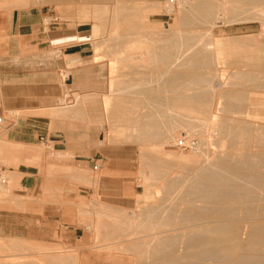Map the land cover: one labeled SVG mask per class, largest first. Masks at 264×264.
Listing matches in <instances>:
<instances>
[{"label": "rangeland", "instance_id": "rangeland-1", "mask_svg": "<svg viewBox=\"0 0 264 264\" xmlns=\"http://www.w3.org/2000/svg\"><path fill=\"white\" fill-rule=\"evenodd\" d=\"M0 1V11L13 8L20 9L30 7H35L36 9L41 10L45 14L44 18H48V21L47 23H44V26L48 27L50 26V24L51 26H58L62 22L64 30H68L70 32L78 31L79 34L83 36V40L85 41L87 50L86 56L80 63H64V71L61 72L60 75H58L57 78L53 81V90L56 91L58 95L52 98V103L49 104V106L57 108L64 106V110H66V112L59 113L56 109L46 108L35 109L26 112L9 110L4 114L1 113L0 117L2 118V121L0 122V137H2L4 140V126L7 125V121L15 122L19 118L25 117L42 120H45V118H47L48 122L46 124L48 126V129L56 132L58 131V135L62 130H64V136L66 133H69V136L72 135L71 133H79V135L75 134L73 137L79 140H87L91 138H95V140L99 139V142H101L103 146H108V158H99V160L94 162L93 164L94 166L98 163L101 165V167L98 168L99 170L97 171V173L94 172V174L98 176V172L102 170L103 166L108 163L111 176L110 184L102 188L100 194L92 196L90 197V199L79 201L76 222L73 223V225L77 227L76 238H73L69 242H45L0 236V264H35L36 262V264H170V262H172L173 264V261L175 262L174 264H179L181 260L182 261L180 264H224L226 263V260H224L225 262L222 261L223 258L210 256L212 259H210V257H208L207 259L206 257L207 260L204 259V261L201 259V261H199L200 259H197V257L193 255V249L188 247L187 243L189 238L192 236V233H190L192 226L190 225V222H187V220L185 219L186 213L190 210V205L188 203L190 200H193L194 205L199 207L203 203L200 200L195 201L197 200V198L201 199L204 194L207 195L213 190V192L217 193L218 189L222 190L224 196L228 194L229 196H240L242 198H245L247 196L249 197V199L245 200L244 202L229 201L228 203H221L222 205L217 202H211L208 203L207 206H209V208L213 212H218V210L221 209L222 212L228 213L225 214V220H228L229 222L224 221V224L231 225L233 224L234 220L236 221H234L235 224L234 226H232L235 231L234 237L238 241L243 242L245 245H248L251 244L250 242H259L258 240L260 239L258 245H260V248H264V231H262L261 236L254 235L253 233V231L256 228H259V226L264 230V72L258 68V65L256 66V64L264 62V2L262 3V5H258L261 7H258L254 5L252 6L251 4L246 2L233 3L232 0H226V2L224 3L221 0H212V7L207 11L203 10L201 12L202 16L199 15L197 17V15H195L196 11L192 8V3H194L196 0H185V2L184 0H181L182 2H184V5L180 3V0ZM201 1L210 2V0ZM214 3H217V8H215L216 5ZM117 6L125 7L127 8V10H125L127 13L133 14L132 20L137 24L134 30H126V28L121 24V21L119 22L120 17H118L119 20L117 22ZM148 7H152L151 12H157L160 18L151 20L148 16L143 15V12H146V9ZM224 8L226 9L224 10ZM205 12H210V14L213 13L212 15H214L216 19L214 18L213 20H209L205 17ZM186 15L187 17H191L187 19V17H185ZM182 17L184 18L182 19ZM196 18H198L199 20H197ZM184 19L185 21L187 20L190 22V26H188L189 28H187ZM184 24L185 26L183 27ZM208 24H214L213 30L215 32V35L223 36V39L225 41H230L234 38L245 40V42L241 43V45L229 46V51L252 49L256 52L257 55L253 57V59L248 58L247 55H244V57L242 56L243 61L240 60V62L238 61V63L233 62L232 56H226V58L222 57L221 60L219 59L218 61H216L209 55V51V54L205 52V50H207L205 47H203L204 52L200 50L203 49V40H207L208 35H203V33H205L204 31L207 28ZM190 28H192L190 31L191 33L187 31V29ZM136 29H138V32H135ZM197 35L201 36V40L198 43H195L194 41H196V39H194V37L196 38ZM178 36H180L179 38L182 42L181 44L184 46L179 48H171L169 52V55L171 56H169L167 60L169 62V66H166V68L170 71L165 75L161 74L159 71H157V68L161 69L158 66L159 64L161 65L162 60L160 61L159 57L157 58L156 56L154 57V59L156 60H151V58L149 59V55L151 52L159 53L160 49L156 47L157 45H159L157 41L163 39L166 41L179 40L177 38ZM136 37L138 39L144 37V40L141 39L143 41H138V39H135ZM146 37L150 42L153 43H149ZM184 37H189L192 40L190 42H184ZM116 38L118 39V41L120 39L123 40H120L118 42ZM109 39L110 42H108ZM153 44L156 46H152ZM186 45L193 46L188 49L187 47H185ZM186 49L188 50V52ZM54 51L58 53L59 49H55ZM145 53L148 55H146ZM122 56L125 57L122 58ZM114 57H116V60H114ZM117 57H120L121 59H117ZM202 58H206V60ZM222 59L225 60L222 61ZM187 60L190 61L188 62ZM204 63L206 64V66H204ZM134 64L140 65L136 66ZM252 65L254 66V68ZM172 66L176 69H174ZM153 67L155 69H153ZM195 68L198 70H196ZM132 69L134 71H140L134 73ZM150 69H153V71ZM180 69H182V71H180ZM191 69H194V71L192 72ZM184 71L185 73H183ZM235 71L238 72L236 73ZM149 72L150 74H148ZM173 72L182 75V77L180 78L181 80L179 79V85L186 82V84L178 87L179 90L174 89L178 91V95L181 93V91H184V94L186 93V95L191 96L206 95V98L208 100V111L211 109L214 102L217 101L218 105L216 106L218 107V110L216 109L217 117L215 119L217 122L215 121V124L217 125L219 123L220 125L224 126L226 132H228L232 127L233 128L231 129V131H233L234 128L237 129L242 126L239 125L240 123H242L243 125L247 123L246 126H249V124L251 123L249 126V132L251 131L250 135L254 136L253 139L244 141L237 135L234 136L233 132L230 133V135H225L227 138H225L224 134L222 135L217 133V131H212V134L210 132L211 135H209L208 131H211V129L209 128V126H207V123H203V118L205 116H198L197 114L191 112L187 113L180 107L176 106V108L175 106L173 107L172 105H170L169 101L171 100V97L172 99H174L177 93H174L176 92L174 90L172 93V90H169L172 88L167 85L165 86V84L161 82H165V80L162 79L163 75V77L167 78V76L173 75ZM230 73L232 74L230 75ZM138 74H140L142 77ZM254 77L255 80L252 79ZM197 78L200 81L197 80ZM125 79L128 81H126ZM201 79L205 80L201 81ZM206 79H209V81ZM188 80L191 81L192 84L187 83ZM250 80H253V82H250ZM120 81L122 82L120 83ZM181 81L182 83H180ZM125 83L128 85H125ZM119 84L121 87L119 86ZM213 84L217 87V89ZM194 85L197 88L194 87ZM205 85H207V87ZM125 86L129 88L126 89ZM150 86L152 87V89L150 88ZM158 86H160L159 90ZM137 87H142L140 92L141 95L139 91H137L140 88ZM166 87L168 90L167 92ZM198 87L202 89L206 87L207 89H203V91L199 90L200 88ZM188 88L191 90H189ZM130 89H132V91ZM135 89H137L136 91L137 93H139L138 97L137 93L134 92ZM146 89H151L150 91L152 92H146ZM207 91L208 94H206ZM142 92L145 96L142 95ZM101 94H106L105 96L109 98V107L111 109L108 108L106 110L104 108V111L101 103L102 98H100L102 97ZM173 94H176L175 97L173 96ZM166 95L170 97H167ZM237 95L240 96L238 97ZM118 96L120 97V99L124 98L123 101H126V103H128V99L129 101L134 99L140 101L144 97V99H147L146 97H152L151 99L153 100L156 96L155 101L157 103L149 102L150 106H148L149 103H143L144 100L142 99L143 104L137 107L139 109H136L135 113V115L138 114L137 116H139V119L140 117L142 118L140 119V122L142 124L149 125L148 132L151 134V136H149L148 138L143 137L142 139L138 138L140 137V135H138L140 132L139 130L138 132L136 130L133 131V133L131 132L133 129L130 126L131 122H128V124L125 123L126 121H123L122 123V120L118 121L113 117L111 110L115 105H113V103H115L114 101L119 98ZM125 97H127L128 99ZM159 97L161 98V100L159 99ZM164 97L165 99H163ZM148 99L147 101H151ZM162 99L164 101V104ZM166 99L168 102L166 101ZM154 104H156V106ZM145 105L148 107H146ZM151 106L153 107V109ZM229 107L231 108V110L229 109ZM159 108L163 110L161 111V109ZM158 110L160 112H158ZM258 110L262 112L259 113ZM149 112L150 114L151 112L154 113L151 114L152 116L158 115V117L154 116L155 118L152 119L150 114H148ZM172 112L174 115L172 114ZM169 113L170 118L167 119V114L169 115ZM248 113H250V115ZM163 114L164 116H162ZM149 116L152 121L148 119ZM165 116L166 118H164ZM258 117L259 119H257ZM195 118L197 121L195 120ZM225 118H227V121ZM230 118L232 121L230 120ZM198 119L202 121H199ZM234 119L236 121L239 120L240 122L237 121L238 123H236ZM184 120L186 121L184 122ZM114 121L115 123L120 122L122 124H115L113 123ZM147 121L150 123H148ZM164 121L167 123H165ZM221 121H223V123ZM161 123H163L164 125ZM188 124H190V126ZM183 125H185L186 127H183ZM150 126L152 127V130ZM167 128L169 131H167ZM120 129L122 131L117 132V130ZM153 131H159L158 135ZM163 132H165V134ZM130 133L133 134V136H131L132 138H130V135H132ZM58 135L56 137H58ZM134 135L136 137H134ZM152 135L154 136V139H150ZM167 136H170L168 137L170 138V140H168ZM221 138L224 140H222ZM174 140H177L178 143ZM186 140H191L190 143L201 142V146L199 147L200 151L203 153V157H199L196 161L185 159L183 156L190 155L192 153L191 146L189 145V143L186 144ZM218 140L219 143H217ZM180 142H183V144H180ZM161 143L163 144L161 145ZM211 152H214L213 155ZM204 154L206 157L204 156ZM202 160L205 161L208 165H206ZM250 160L251 162H249ZM217 161L223 162L228 167H230L231 164V167L244 166L240 168L244 169L246 167V171L243 170L246 173H244V176H242L241 178L239 176L232 178L230 176L227 177L225 176L227 175L226 173H220L216 165ZM240 161H243L245 163H242L241 165ZM195 164L198 165L199 168H197V166L195 167ZM247 165L250 166L248 167ZM210 166L212 168V171L208 170ZM204 167H206V169ZM194 168H196L195 170H199L195 171ZM200 168L205 169H203L202 171L203 174H201L202 172ZM149 169L152 172H150ZM181 170L183 172H181ZM192 171L197 173L192 175ZM204 171L207 172L208 175L205 174ZM210 172H214V180H218L221 182L218 183V186L207 184L211 183L210 180L206 178L210 176ZM90 173L93 174L92 172ZM5 174L6 176L8 175L6 170ZM190 175L192 177L195 176V179H191L192 177H190ZM246 175H248L249 178ZM180 176H182L183 180L184 178L188 179H185L187 182H189L188 186V183L186 181H183ZM6 178V183L3 184L5 185V189L0 190V199L7 197L10 193L11 182L8 176ZM242 178L246 179L244 180ZM224 179L227 180L224 182ZM184 182L186 184H184ZM229 183H231V188L228 187ZM239 188L241 189V194H239ZM204 189H206V191ZM210 189H212L211 192ZM189 194L191 195L189 196ZM147 196H151L152 198H147ZM226 205L230 206H228L227 208ZM221 206L224 207L221 208ZM165 212L167 214H165ZM146 214L147 216H145ZM167 218L169 221L167 220ZM213 219H218V217H211L210 222L207 223L208 226H213V224L217 223V221ZM155 223L157 224V226H155ZM162 223H164L165 225H163ZM160 244L161 246H166L161 247L162 249L159 250ZM173 245H175V247H173ZM22 246L24 247L22 248ZM42 246L48 247L46 248ZM184 246L187 247L185 248ZM156 247L158 248L155 249ZM163 248L164 250H166L163 251ZM169 250L172 252V254ZM185 251L190 252H187L186 254ZM191 252L192 254H190ZM257 252H259V250L253 249V247H248L246 250L247 254H256ZM61 257L64 258V262H62ZM192 257L195 259H193ZM245 259H247V257L241 259V261H244ZM14 260H16V263L14 262ZM194 260L195 262H193ZM247 260H245V262Z\"/></svg>", "mask_w": 264, "mask_h": 264}, {"label": "crops", "instance_id": "crops-1", "mask_svg": "<svg viewBox=\"0 0 264 264\" xmlns=\"http://www.w3.org/2000/svg\"><path fill=\"white\" fill-rule=\"evenodd\" d=\"M44 16L35 7L0 11V114L46 108L66 112L64 106H49L58 95L53 81L64 63L84 59L86 44L78 31L64 30L62 22L44 26ZM7 122L4 140L0 137V167L11 187L0 199V236L69 242L77 237L73 223L79 201L110 184L108 163L98 176L94 172L101 165L93 164L108 158L109 147L99 139L73 137L79 133L64 136L62 130L58 135L48 129L47 118Z\"/></svg>", "mask_w": 264, "mask_h": 264}, {"label": "bare ground", "instance_id": "bare-ground-1", "mask_svg": "<svg viewBox=\"0 0 264 264\" xmlns=\"http://www.w3.org/2000/svg\"><path fill=\"white\" fill-rule=\"evenodd\" d=\"M181 1V0H180ZM179 1V2H180ZM187 1V0H186ZM197 1V2H196ZM194 3H192V8H193V10H195L196 11V14L195 15H197V17L200 15V16H202V11L203 10H205V11H207L208 9H210L211 7H212V4H211V1L212 0H210V2H202L201 0L199 1V0H196ZM204 1V0H203ZM222 2H226V0H221ZM227 1H229V0H227ZM28 2V1H27ZM184 2H185V0H184ZM184 2H180V3H184ZM232 2L233 3H241V2H246V3H249V4H251L252 6L254 5V6H258V5H262V3L264 2V0H232ZM221 3V2H220ZM181 4V5H182ZM215 4V3H214ZM213 4V5H214ZM217 4V3H216ZM215 4V5H216ZM184 5V4H183ZM190 5V4H189ZM229 5H230V3H229ZM155 6V5H154ZM157 6V5H156ZM220 6V5H219ZM222 6V5H221ZM218 6L216 5L215 6V8H217ZM225 7V6H224ZM227 7V6H226ZM258 7H261V6H258ZM221 9H222V7H221ZM226 8H224V10H225ZM125 10H127V8H125V7H118L117 6V10H116V12H117V22H118V20H119V18L118 17H120V20H119V22L121 21V24L126 28V30L128 29V30H130V29H133L134 30V28H135V26H137V24L132 20V18H133V14L131 13H127ZM151 10H152V7H148L147 9H146V12H143V15H145V16H148L151 20H153V19H157V18H160L159 17V14H157V12H151ZM213 10V9H212ZM211 10V11H212ZM219 10H220V8H219ZM218 10V11H219ZM187 11V10H186ZM191 11V10H190ZM210 11V12H211ZM214 11V10H213ZM210 12L209 13H206L205 12V17L206 18H208L209 20H213L215 17H214V15H212V14H210ZM215 12H216V10H215ZM204 13V12H203ZM187 14V13H186ZM194 14V13H193ZM190 15V14H189ZM188 15V16H189ZM185 17H187V15L185 16ZM191 17V16H190ZM190 17H187V19L188 18H190ZM184 17H182V19H183ZM197 20H199L198 18H196ZM196 19H195V21H196ZM204 19V18H203ZM216 19V18H215ZM139 20V19H138ZM202 20V19H201ZM115 21V20H114ZM190 21H193V20H190ZM184 22H186L185 24H186V26H187V28H189L188 26H190V22L189 21H185V19H184ZM183 22V23H184ZM214 23V22H213ZM216 23H218V22H216ZM185 24L183 25V27L185 26ZM144 25V24H143ZM197 25V24H196ZM213 25L214 24H208V26H207V28L205 29V33H203V35L205 34V35H208L207 36V40H203V46H202V48L203 47H205L207 50H205V52H207L208 53V51H209V55L211 56V57H213V59H215L216 61H218L219 59L221 60V58L222 57H225L226 58V56H232L233 57V62L235 63H238V61L240 62V60L241 61H243L242 59H243V57H244V55H247V57L248 58H252L253 59V57H255L257 54H256V52L255 51H253L252 49H248V50H241V51H239V50H236V51H229L228 50V48H229V46H231V45H241V43H243V42H245V40H240V39H233V40H230V41H225L224 39H223V36H217V35H215V32H214V30H213ZM193 26V25H192ZM195 26V25H194ZM206 26V25H205ZM186 28V27H185ZM140 29V28H139ZM191 29L192 28H190V29H187V31H189V33H191L190 31H191ZM177 30V29H176ZM138 32V29H136L135 30V32ZM174 32V31H173ZM124 33V32H123ZM178 33V32H177ZM133 34V33H132ZM138 34V33H137ZM166 34V33H165ZM179 34H180V31H179ZM176 35V34H175ZM178 35V34H177ZM189 35V34H188ZM130 36V35H129ZM134 36V35H133ZM181 36V35H180ZM180 36H178L177 38L179 39V40H174V41H170V40H159V41H157V43H159V45H152V46H156V47H158L159 49H160V51H159V53H153V52H151L150 53V57H149V59L151 58V60H153L154 59V57L156 56L157 58L159 57V59H160V61L162 60V63H161V65L159 64V66L158 67H160L161 69H158L157 68V71H159L161 74H167L170 70L169 69H167L166 68V66H169L168 64H169V62L167 61L168 60V58H169V56H171V55H169V52H170V50H171V48H179V47H182V46H184V45H182L181 43V41H180ZM130 38V37H129ZM144 37H142V38H140V39H138L137 37L135 38L136 40L138 39V41H143L144 39H143ZM147 38V37H146ZM145 38V39H146ZM185 38V37H184ZM193 38V37H192ZM118 39H119V37H118ZM118 39L116 38V40L118 41ZM135 39H132V40H135ZM141 39H143V40H141ZM148 39V38H147ZM146 39V40H147ZM194 39H196V41H194L195 43H198L200 40H201V36H199V35H197L196 36V38L194 37ZM120 40H123V39H120ZM119 40V41H120ZM158 40V39H157ZM192 39L191 38H189V37H186L185 39H184V42L186 41V42H190ZM229 40V39H228ZM113 41V40H112ZM118 41V42H119ZM108 42H110V39H109V41ZM148 42L149 43H153V42H150L149 41V39H148ZM117 43V42H116ZM107 45V44H106ZM118 45V44H117ZM191 46H193V45H186L185 47H187L188 49L191 47ZM106 47H108V46H106ZM116 47V46H115ZM117 47H119V46H117ZM119 48H121V47H119ZM259 48V47H258ZM114 49V48H113ZM157 49V48H156ZM106 50V49H105ZM117 50V49H116ZM179 50V49H178ZM187 50V49H186ZM201 51H203L204 52V48L203 49H200ZM112 51V50H111ZM118 51V50H117ZM197 51V50H196ZM257 51V50H256ZM121 52V51H120ZM143 52V51H142ZM141 52V53H142ZM187 52H188V50H187ZM186 52V53H187ZM261 52V51H260ZM259 52V53H260ZM119 53V52H118ZM182 53V52H181ZM185 53V54H186ZM109 54V53H108ZM112 54H114V53H112ZM116 54V53H115ZM127 54V53H126ZM146 54V53H145ZM156 54H158V55H156ZM134 55V54H133ZM132 55V56H133ZM137 55V54H136ZM135 55V56H136ZM139 55V54H138ZM146 55H148V54H146ZM176 55V54H175ZM187 55V54H186ZM192 55V54H191ZM115 56V55H114ZM195 56V55H194ZM209 56V57H210ZM243 56V57H242ZM125 57V56H124ZM123 56H122V58H124ZM138 57V56H137ZM141 57V56H140ZM199 57V56H198ZM201 57V56H200ZM115 59L114 60H116V57H114ZM118 58H120V57H117V59ZM190 58V57H189ZM193 58V57H192ZM195 58V57H194ZM113 59V58H112ZM121 59V58H120ZM191 59V58H190ZM202 59H205L206 60V58H202ZM229 59H231V58H229ZM154 60H156V59H154ZM225 60V59H224ZM223 59H222V61H224ZM188 61V60H187ZM190 61V60H189ZM188 61V62H189ZM200 61V60H199ZM149 62H150V60H149ZM153 62V61H152ZM172 62V61H171ZM176 62V61H175ZM204 62V61H203ZM202 62V63H203ZM209 62V61H208ZM231 62V61H230ZM174 63V62H173ZM185 63V62H184ZM187 63V62H186ZM197 63V62H196ZM242 63V62H241ZM245 63V62H244ZM143 64V63H142ZM177 64H179V63H177ZM194 64H195V62H194ZM243 64V63H242ZM134 65H136V64H134ZM138 65V64H137ZM136 65V66H137ZM140 65V64H139ZM138 65V66H139ZM144 65V64H143ZM176 65V64H175ZM208 65V64H207ZM234 65H236V64H234ZM258 65V68L261 70V71H263L264 72V62H261V63H259V64H256V66ZM135 66V67H136ZM177 66V65H176ZM193 66V65H192ZM203 66V65H202ZM204 66H206V64L204 63ZM222 66H223V64H222ZM253 66V65H252ZM132 67V66H131ZM134 67V66H133ZM146 67V66H145ZM170 67H171V64H170ZM169 67V68H170ZM173 67V66H172ZM229 67V66H228ZM234 67V66H233ZM249 67V66H248ZM123 68V67H122ZM125 68V67H124ZM151 68V67H150ZM174 68V67H173ZM188 68V67H187ZM203 68V67H202ZM220 68V67H219ZM251 68V67H250ZM253 68H254V66H253ZM135 69V68H134ZM153 69H155L154 67H153ZM153 69H150V70H152L153 71ZM174 69H176V68H174ZM173 69V70H174ZM178 69V68H177ZM196 69V68H195ZM122 70V69H121ZM133 70V69H132ZM172 70V69H171ZM192 70V69H191ZM191 70H189V71H191ZM196 70H198V69H196ZM251 70H253V69H251ZM118 71H120V70H118ZM134 71V70H133ZM140 70H135L134 71V73L136 72H139ZM156 71V70H155ZM156 71V72H157ZM180 71H182V69H180ZM186 71V70H185ZM185 71L183 72V73H185ZM194 71V69L192 70V72ZM202 71H203V69H202ZM148 72V71H147ZM199 72H201V71H199ZM236 72V71H235ZM238 72V71H237ZM236 72V73H237ZM133 73V72H132ZM132 73H129V74H132ZM143 73H145V72H143ZM153 73V72H152ZM190 73V72H189ZM141 74H142V72H141ZM148 74H150V72L148 73ZM180 74H182V73H180ZM187 74V73H186ZM197 74V73H196ZM217 74V73H216ZM232 73H230V75H231ZM244 74V73H243ZM247 74V73H246ZM126 75V74H125ZM128 75V74H127ZM136 75V74H135ZM138 75H140V74H138ZM163 75V76H164ZM132 76H134V75H132ZM141 76V75H140ZM148 76V75H147ZM155 76H156V74H155ZM154 76V77H155ZM162 76V79H164L165 80V82H161V83H164L165 84V86L167 85V86H169V87H171L172 89H169V90H172V93H173V90L174 89H178L179 90V86L181 87V85H184V84H186V82H184V84L182 83V81L180 82V83H182L181 85H179V79L182 77V75H179L178 73L176 74V73H174L173 72V75H171V76H167V78H165V77H163ZM245 76V75H244ZM253 76V75H252ZM254 76H255V74H254ZM123 77V76H122ZM136 77V76H135ZM142 77V76H141ZM151 77V76H150ZM161 77V76H160ZM198 77V76H197ZM211 77V76H210ZM221 77V76H220ZM248 77V76H247ZM250 77H251V74H250ZM191 78V77H190ZM193 78V77H192ZM199 78V77H198ZM197 78V80H199ZM204 78H206V77H204ZM216 78V77H215ZM245 78V77H244ZM257 78V77H256ZM119 79V78H118ZM160 79V78H159ZM159 79H157V80H159ZM161 79V80H162ZM250 79V78H249ZM252 79H254L255 80V77L254 78H252ZM264 79V78H263ZM122 80V79H121ZM126 80V79H125ZM145 80H147V79H145ZM181 80V79H180ZM190 80H192V79H190ZM202 80H205V79H201V81ZM206 80H208L209 81V79H206ZM126 81H128V80H126ZM126 81H124V82H126ZM132 81V80H131ZM189 81V80H188ZM187 81V83H191V81H189L188 82ZM194 81H195V79H194ZM200 81V80H199ZM211 81V80H210ZM253 82V80H250V82ZM122 81H120V83H121ZM147 82V81H146ZM152 82V81H151ZM193 82V81H192ZM203 82H205V81H203ZM207 82V81H206ZM249 82V81H248ZM249 82V83H250ZM129 83V82H128ZM144 83V82H143ZM148 83V82H147ZM147 83H146V85H147ZM219 83H220V81H219ZM244 83V82H243ZM247 83V82H246ZM130 84V83H129ZM140 84V83H139ZM192 84V83H191ZM208 84V83H207ZM212 84V83H211ZM215 84V83H214ZM213 84V85H214ZM253 84V83H252ZM88 85V84H87ZM125 85H128V84H126L125 83ZM145 85V84H144ZM153 85V84H152ZM212 85V86H213ZM113 86V85H112ZM119 86H120V84H119ZM133 86V85H132ZM138 86V85H137ZM142 86H143V84H142ZM198 86V85H197ZM206 87H207V85H205ZM211 86V87H212ZM215 86V85H214ZM219 86V85H218ZM252 86V85H251ZM97 87V86H96ZM102 87V86H101ZM116 87V86H115ZM121 87V86H120ZM126 87V89L127 88H129V87H127V86H125ZM159 88H158V90L160 89V86H158ZM194 87H196L195 85H194ZM206 87H204L203 89H207ZM216 87V86H215ZM263 87V86H262ZM132 88V87H131ZM137 88H140V87H137ZM142 88V87H141ZM141 88L139 89V90H137V89H135V91L134 92H136L137 93V91H139V93L141 92ZM146 88V87H145ZM150 88L152 89V87L150 86ZM190 88V87H189ZM188 88V89H189ZM197 88V87H196ZM198 88H200V87H198ZM246 88V87H245ZM261 88V87H260ZM264 88V87H263ZM85 89V88H84ZM88 89V88H87ZM100 89V88H99ZM144 89V88H143ZM151 89H146L145 91L146 92H149ZM181 89V88H180ZM186 89V88H185ZM202 88H200L199 90H203ZM214 89V88H213ZM216 89H217V87H216ZM131 91H132V89H130ZM137 90V91H136ZM148 90V91H147ZM157 90V91H158ZM176 90H174V91H176ZM184 90V89H183ZM187 90V89H186ZM185 90V91H186ZM189 90H191V89H189ZM188 90V91H189ZM231 90V89H230ZM239 90V89H238ZM113 91V90H112ZM144 91V90H143ZM168 90H167V87H166V92H167ZM188 91H187V93H188ZM204 91V90H203ZM250 91V90H249ZM120 92V91H119ZM130 92V91H129ZM150 92H152V91H150ZM153 92H154V88H153ZM170 92V91H169ZM178 91H176V92H174V93H177ZM184 92V91H183ZM182 91H181V93L178 95V93H177V95H176V97H175V95L173 94V96L175 97L174 99H172V97H171V100L169 101V103H170V105H172L173 107L175 106H177V107H180L181 109H183V110H185L187 113L189 112H191V113H195V114H197L198 116H205L204 118H203V123H207L208 125L207 126H209V128L211 129V131H208V134L209 135H211L212 134V131H217V133H219V134H224V136L226 135H230V133H232L233 132V135L235 136V135H237L238 137H240L242 140H244V141H247V140H252L253 139V135H250V132H249V126H250V124H249V126H246V124L247 123H245L244 125L242 124V123H240L239 125H242V126H240L239 128H237V129H233V131H231V129L233 128L232 127V125H231V127L232 128H227V129H229V131L228 132H226V130H225V127L224 126H222V125H220L219 123V125L217 124H215V119H216V117H217V112H216V109L218 108L216 105H218L217 104V101L216 102H214V104H213V106L211 107V109L208 111V104H207V98H206V95H203V96H191V95H186V93L184 94ZM202 92V91H201ZM242 92H244V91H242ZM83 93H84V91H83ZM139 93H137V97H138V94ZM143 93V92H142ZM158 93V92H157ZM183 93V94H182ZM206 93V92H205ZM104 94V93H103ZM107 94V93H106ZM105 94V95H106ZM132 94V93H131ZM191 94V93H190ZM206 94H208V91H207V93ZM227 94V93H226ZM225 94V95H226ZM81 95V94H80ZM99 95V94H98ZM102 95V94H101ZM100 95V96H101ZM105 95H102V97H100V98H102L101 100H102V108L104 109H111L110 107H109V105H110V101H109V98H107ZM140 95H141V93H140ZM142 95H144V93L142 94ZM156 95V94H155ZM252 95V94H251ZM257 95H258V93H257ZM96 96V95H95ZM145 96V95H144ZM147 96V95H146ZM150 96H151V94H150ZM153 96V95H152ZM162 96H163V94H162ZM162 96H161V98H162ZM165 96V95H164ZM167 96V95H166ZM210 96V95H209ZM238 96V95H237ZM240 96V95H239ZM238 96V97H239ZM79 97H81V96H79ZM119 97V96H118ZM128 97V96H127ZM127 97H125V98H127ZM167 97H170V96H167ZM222 97V96H221ZM236 97V96H235ZM145 98V97H144ZM144 98H142L140 101H138V100H130L129 101V99H128V103H126V101L124 102L123 101V99H120V97L118 98V99H116V101H114L115 103H113V107H112V115H113V117L116 119V120H122V123H123V121H126L125 123H130V126H131V128H133L132 129V133H133V131H137L138 132V130H139V134L138 135H140V137H138V138H148L149 136H151V134L148 132V129H149V125H147V124H142L141 122H140V119H142L141 117H140V119H139V116H137V115H135V113H136V109H139V108H137L138 106H140V105H142L144 102H146V104H148L149 102H155V103H157L156 101H155V99H156V96H155V98L152 100L151 98L152 97H146L148 100H151V101H147V99H144ZM161 98L159 97V99L161 100ZM209 98V97H208ZM219 98H220V96H219ZM89 99V98H88ZM163 99H165V97L163 98ZM163 99H162V101H163ZM230 99V98H229ZM115 100V99H114ZM159 100V101H160ZM231 100V99H230ZM239 100V99H238ZM261 100V99H260ZM113 101V100H112ZM142 101H143V103H142ZM166 101H167V99H166ZM212 101V100H211ZM168 102V101H167ZM159 103H162V102H159ZM128 104V105H127ZM151 104H153V103H151ZM163 104H164V101H163ZM212 104V103H211ZM210 104V105H211ZM155 106H156V104H154ZM160 105V104H159ZM112 106V105H111ZM146 106V105H145ZM145 106H144V108H145ZM148 106H150V103H149V105ZM148 106H146V107H148ZM153 106V105H152ZM151 106V107H152ZM154 106V107H155ZM228 106V105H227ZM230 106V105H229ZM171 107V106H170ZM176 107V108H177ZM210 107V106H209ZM231 107V106H230ZM229 107V109L231 110V108ZM150 108V107H149ZM162 108H163V106H162ZM172 108V107H171ZM105 109H104V111H105ZM141 109V108H140ZM151 109V108H150ZM152 109H153V107H152ZM159 109H161V108H159ZM251 109H253V108H251ZM149 110V109H148ZM163 109H161V111H162ZM178 110H180V109H178ZM218 110V109H217ZM233 110H236V109H233ZM152 111V110H151ZM155 111H156V109H155ZM166 111H167V108H166ZM180 111H182V110H180ZM250 111V110H249ZM259 111V113H261L262 111H260V110H258ZM141 112V111H140ZM154 112V111H153ZM158 112H160L159 110H158ZM165 112V111H164ZM235 112V111H234ZM245 112V111H244ZM155 113V112H154ZM154 113H152L151 112V114H154ZM171 113V112H170ZM170 113H169V115L167 114V116H168V118L167 119H169L170 117ZM175 113V112H174ZM236 113H238V112H236ZM148 114H150V112L148 113ZM150 114V116L152 117V119L153 118H155V117H158V115H154V116H152ZM165 114V113H164ZM164 114L162 115V116H164ZM172 114H173V112H172ZM249 115H250V113H248ZM105 115V114H104ZM135 115V116H134ZM142 115V114H141ZM174 115V114H173ZM176 115V114H175ZM252 115H253V112H252ZM150 116H149V118L148 119H150V121H152L151 120V118H150ZM255 116V115H254ZM160 117H161V115H160ZM189 117V116H188ZM227 117V116H226ZM231 117V116H230ZM239 117H240V113H239ZM252 117V116H251ZM256 117V116H255ZM164 118H166V116L164 117ZM232 118V117H231ZM231 118H230V120H231ZM158 119V118H157ZM184 119V118H183ZM226 119V121H227V118H225ZM244 119V118H243ZM254 119V118H253ZM257 119H259V117L257 118ZM256 119V120H257ZM162 120V119H161ZM160 120V121H161ZM195 120H196V118H195ZM199 121H202V120H200V119H198ZM219 120V119H218ZM235 120V119H234ZM242 120V119H241ZM142 121V120H141ZM155 121V120H154ZM153 121V122H154ZM159 121V120H158ZM186 120H184V122H185ZM197 121V120H196ZM224 121V120H223ZM223 121H221L222 123H223ZM232 121V120H231ZM236 121V120H235ZM237 121H239V120H237ZM236 121V123H238ZM258 121V120H257ZM261 121V120H260ZM148 122V121H147ZM152 122V123H153ZM165 122V121H164ZM163 122V123H164ZM190 122V121H189ZM217 122V121H216ZM234 122V121H233ZM240 122V121H239ZM113 123H115V121L113 122ZM117 123H119V124H122V123H120V122H116L115 124H117ZM128 123V124H129ZM148 123H150V122H148ZM158 123V122H157ZM163 123H161V124H163ZM165 123H167V122H165ZM164 123V124H165ZM173 123V122H172ZM243 123H244V121H243ZM163 124V125H164ZM229 124V123H228ZM155 125V124H154ZM172 125V124H171ZM189 126H190V124H188ZM204 125V124H203ZM118 126V125H117ZM152 126V125H151ZM150 126V127H151ZM158 126H159V124H158ZM180 126V125H179ZM252 126V125H251ZM261 126V125H260ZM113 127V126H112ZM155 127V126H154ZM171 127V126H170ZM170 127H169V129H170ZM181 127V126H180ZM183 127H186L185 125H183ZM182 127V128H183ZM229 127V126H228ZM236 127H238V126H236ZM158 128V127H157ZM157 128H156V130H157ZM112 129H114V128H112ZM127 129V128H126ZM129 129V128H128ZM155 129V128H154ZM256 129V128H255ZM151 130H152V127H151ZM165 130V129H164ZM191 130V129H190ZM251 130H252V128H251ZM112 131V130H111ZM115 131H116V129H115ZM119 131H122L121 129L120 130H117V132H119ZM167 131H169L168 130V128H167ZM186 131V130H185ZM193 131V130H192ZM198 131V130H197ZM259 131V130H258ZM114 132V131H113ZM151 132V131H150ZM153 132H155V131H153ZM205 132H206V130H205ZM210 132H211V134H210ZM132 133H130V134H132ZM155 133H157V135H158V133H159V131L157 132H155ZM164 134H165V132H163ZM167 133V132H166ZM169 133V132H168ZM202 133V132H201ZM114 134V133H113ZM162 134V133H161ZM188 134V133H187ZM119 135V134H118ZM155 135V134H154ZM160 135V134H159ZM131 136H133V134L132 135H130V138H132ZM225 136V138H227ZM134 137H136L135 135H134ZM154 136L152 135V137L150 138V139H152ZM168 137H170V136H167V138ZM157 138H158V136H157ZM167 138H165V139H167ZM171 138H172V136H171ZM224 138V137H223ZM234 138H237V137H234ZM154 139V138H153ZM222 139V138H221ZM229 139V138H228ZM231 139V138H230ZM137 140V139H136ZM161 140H162V138H161ZM168 140H170V138H168ZM192 140V139H191ZM191 140H186V144H188L189 143V145L191 146V150H192V153L190 154V155H185V156H183L185 159H188V160H197L199 157H203V153L200 151V147L199 146H201V142H196V143H190L191 142ZM214 140V139H213ZM222 140H224V139H222ZM221 140V141H222ZM232 140V139H231ZM234 140H236V139H234ZM142 141V140H141ZM174 141H176L177 142V140H174ZM211 141V140H210ZM215 141V140H214ZM147 142H148V140H147ZM242 142V141H241ZM252 142V141H251ZM160 143V142H159ZM172 143V142H171ZM178 143V142H177ZM217 143H219V140L217 141ZM248 143V142H247ZM163 143H161V145H162ZM205 145V144H204ZM217 145V144H216ZM206 147V146H205ZM219 147H220V145H219ZM251 147V146H250ZM202 148V147H201ZM205 149V148H204ZM219 151H220V149H219ZM206 152V151H205ZM212 153V152H211ZM214 153V152H213ZM213 153H212V155H213ZM255 154V153H254ZM214 155H217V154H214ZM232 155H234V154H232ZM250 155V154H249ZM204 156H205V154H204ZM241 156V155H240ZM256 156V155H255ZM153 157V156H152ZM206 157V156H205ZM212 157V156H211ZM250 157V156H249ZM156 158V157H155ZM209 158V157H208ZM207 158V159H208ZM164 159V158H163ZM227 159V158H226ZM253 159V158H252ZM201 160V159H200ZM204 160H206V159H204ZM209 160V159H208ZM242 160H244V159H242ZM263 160V159H262ZM203 161V160H202ZM210 161V160H209ZM208 161V162H209ZM214 161V160H213ZM231 161H233V160H231ZM246 161H247V159H246ZM260 161V160H259ZM203 162H205V161H203ZM249 162H251V160L249 161ZM200 163V162H199ZM237 163V162H236ZM240 163H241V165H242V163H245V162H243V161H240ZM255 163V162H254ZM202 164V163H201ZM205 164L206 165H208L206 162H205ZM239 164V163H238ZM58 165V164H57ZM165 165H166V163H165ZM164 165V166H165ZM203 165V164H202ZM217 167H218V169H219V171H220V173L222 174V172L223 173H226L227 175H225V176H230L231 178L232 177H242V176H244V173H246V172H244L243 170H245L246 171V167L243 169V168H240V167H244V166H240V167H231L232 166V164H231V166L230 167H228L227 165H225L223 162H221V161H217ZM197 166V168H199L198 167V165H196L195 164V167ZM213 166V165H212ZM237 166V165H236ZM248 167L250 166V165H247ZM200 167H202V166H200ZM214 167V166H213ZM247 167V168H248ZM192 168V167H191ZM205 169H206V167H204ZM204 168H200V170H201V172L203 171V169ZM210 168H211V166H210ZM208 169V170H211L212 171V168L211 169ZM69 169V168H68ZM72 169V168H71ZM196 168H194V170H195ZM204 169V170H205ZM217 169V170H218ZM99 170V169H98ZM190 170V169H189ZM199 169H197V170H195V171H198ZM216 170V169H215ZM214 170V171H215ZM149 171H150V169H149ZM150 172H152V171H150ZM181 172H183L182 170H181ZM186 172V171H185ZM193 173H192V175L193 174H196L197 172H194V171H192ZM205 172V171H204ZM190 173V172H189ZM199 173H200V171H199ZM211 173V172H210ZM214 173V172H213ZM213 173H211L210 174V176L209 177H206L207 179H209L210 180V182L211 183H207V184H212V185H217L218 186V183L220 182V181H218V180H214V178H213ZM216 173V172H215ZM155 174V173H154ZM164 174V173H163ZM188 174V173H187ZM201 174H203V172L201 173ZM205 174H207V172H205ZM248 174V173H247ZM96 175V174H95ZM208 175V174H207ZM197 176V175H196ZM222 176H224V175H222ZM246 176H248V175H246ZM5 177H7L6 176V174H5ZM181 178H182V176H180ZM190 177H192L191 175H190ZM195 176H193L191 179H193ZM223 178V177H222ZM248 178H249V176H248ZM247 178V179H248ZM258 178V177H257ZM188 180L187 178H184V180H183V178H182V180L183 181H186V180ZM195 179V178H194ZM197 179V178H196ZM228 179V178H227ZM227 179H224V182L227 180ZM242 179H244V178H242ZM246 179V178H245ZM244 179V180H245ZM251 179H253V178H251ZM251 179H249V180H251ZM181 180V181H182ZM182 181V182H183ZM166 182V181H165ZM187 182V181H186ZM198 182H199V180H198ZM247 182V181H246ZM188 184H187V186L189 185V182H187ZM221 183V182H220ZM233 183V182H232ZM165 184V183H164ZM181 184H183V183H181ZM184 184H186L185 182H184ZM195 184V183H194ZM225 184V183H224ZM230 184L231 183H229V186L228 187H230ZM166 185H167V183H166ZM238 185V184H237ZM183 186V185H182ZM181 186V187H182ZM204 186V185H203ZM207 186V185H206ZM241 186V185H240ZM205 187V186H204ZM236 187H238V186H236ZM247 187V186H246ZM201 188H202V185H201ZM207 188H209V187H207ZM231 188V187H230ZM241 188H243V187H241ZM1 189H5V185H3L2 183H1V181H0V190ZM223 189V188H222ZM227 189V188H226ZM240 189V188H239ZM249 189V188H248ZM203 190V189H202ZM205 191H206V189H204ZM211 190L212 189H210V192H211ZM243 190V189H242ZM145 191V190H144ZM179 191V190H178ZM181 191H182V189H181ZM180 191V192H181ZM214 191V190H213ZM211 192V193H209V194H207V195H205L204 193V196L203 197H201V199H199V198H197V200H195V201H198V200H200L203 204L201 205V206H199V207H197V206H195L194 205V201L192 200H190L188 203H189V205H190V210L186 213V216H185V219L187 220V222H190V225L192 226V229H191V231H190V233H192V236L189 238V240H188V247H190V248H192L193 249V255L195 256V257H197V259H200L199 261H201V259L202 260H207L208 259V257H210V256H212V257H217V258H223V260L222 261H224V260H226V263L227 264H264V248H260L259 246L260 245H258V243L260 242V239L258 240L259 242H250L251 244H248V245H245L243 242H240V241H238L235 237H234V228H233V226H234V224H235V222L233 221V224H231V225H229V224H224L223 222L224 221H228V220H225V217H226V215L225 214H228V213H226V212H222V210L220 209V210H218V212H213L210 208H209V206H207V204L208 203H211V202H217V203H222V204H224L225 202H229V201H237V202H239V201H245V200H248L249 199V197L247 198V197H245V198H242V197H237V196H229L228 194L226 195V196H224L223 195V192H222V190L221 189H218V191H217V193H215V192ZM233 191V190H232ZM231 191V192H232ZM238 191V190H237ZM240 191H241V189L239 190V194H241L240 193ZM245 191V190H244ZM146 192V191H145ZM192 192V191H191ZM196 192H197V190H196ZM204 192V191H203ZM207 192H209V191H207ZM235 192V191H234ZM246 192H248V191H246ZM147 193V192H146ZM188 193V192H187ZM227 193H228V191H227ZM236 193V192H235ZM144 194V193H143ZM202 194V195H203ZM182 195V194H181ZM191 194H189V196H190ZM192 196H193V194H192ZM196 196V195H195ZM199 196V195H198ZM253 196V195H252ZM149 197H151V196H147V198H149ZM200 197V196H199ZM152 198V197H151ZM150 198V199H151ZM189 198V197H188ZM191 199V198H190ZM253 199V198H252ZM256 200V199H255ZM171 201V200H170ZM252 201V200H251ZM182 202V201H181ZM248 202V201H247ZM251 203V202H250ZM221 204V205H222ZM215 205V204H214ZM233 205V204H232ZM188 206V205H187ZM228 206H230V205H228ZM228 206L226 205V207L228 208ZM155 207V206H154ZM197 207V208H196ZM214 207V206H213ZM224 206H221V208H223ZM244 208V207H243ZM251 208V207H250ZM150 210V209H149ZM147 212H148V208H147ZM241 212V211H240ZM174 213V212H173ZM141 214V213H140ZM165 214H167L166 212H165ZM179 214V213H178ZM254 214V213H253ZM145 216H147V214L145 215ZM181 216V215H180ZM184 216V215H183ZM215 217V216H217L218 217V219H213V220H216L217 221V223L216 224H213V226H208L207 225V223H209L210 222V218L211 217ZM248 216V215H247ZM179 217V216H178ZM148 218V217H147ZM155 218V217H154ZM173 218V217H172ZM178 219H180V218H178ZM167 220H168V218H167ZM184 220V219H183ZM238 220V219H237ZM169 221V220H168ZM159 222V221H158ZM229 222V221H228ZM117 223V222H116ZM128 223V222H127ZM149 223V222H148ZM100 224V223H99ZM98 224V225H99ZM115 224V223H114ZM163 225H165L164 223H162ZM150 225V224H149ZM160 225V224H159ZM233 225V226H232ZM155 226H157V224L155 223ZM236 226V225H235ZM118 227V226H117ZM235 228H237V227H235ZM186 229V228H185ZM262 231H264L263 230V228H260V226H259V228H256L254 231H253V233H254V235H257V236H261V233H262ZM189 233V234H190ZM175 234H177V233H175ZM179 236V235H178ZM161 238V237H160ZM164 238V237H163ZM173 238V237H172ZM176 238H177V236H176ZM185 238V237H184ZM167 239V238H166ZM165 239V240H166ZM173 240V239H172ZM160 241V240H159ZM158 241V242H159ZM186 241V240H185ZM185 241H182V242H185ZM170 242V241H169ZM177 242V241H176ZM179 242V241H178ZM17 244V243H16ZM15 244V245H16ZM163 244V243H162ZM14 245V246H15ZM169 245V244H168ZM184 245H187V244H184ZM251 245V246H250ZM13 246V247H14ZM166 246V245H165ZM165 246H161V244H160V247H159V250L160 249H162L161 247H165ZM7 247V246H6ZM18 247V246H17ZM16 247V248H17ZM24 246H22V248H23ZM173 247H175V245H173ZM185 248L187 247V246H184ZM248 247H253V249H257V250H259V252H257L256 254H247L246 253V250H247V248ZM1 248V247H0ZM158 247H156L155 249H157ZM171 248V247H170ZM260 248V249H259ZM139 249V248H138ZM174 249V248H173ZM12 250H13V248H12ZM166 250V249H165ZM164 250V248H163V251H165ZM175 250H176V248H175ZM184 250V249H183ZM182 250V251H183ZM170 251V250H169ZM168 251V252H169ZM191 251V250H190ZM189 251V252H190ZM161 252V251H160ZM186 252V254H187V252L188 251H185ZM184 252V253H185ZM188 252V253H189ZM164 253V252H163ZM162 253V254H163ZM170 253L172 254V252L170 251ZM182 253V252H181ZM161 254V255H162ZM186 254H185V256H186ZM190 254H192V252L190 253ZM189 254V255H190ZM164 255V254H163ZM162 255V256H163ZM177 255V254H176ZM42 256V255H41ZM161 256V257H162ZM193 256V257H194ZM164 257V256H163ZM176 257H178V256H176ZM191 257V256H190ZM192 257V258H193ZM206 257H207V259H206ZM247 257V259H245V260H247L246 262H245V260L243 261V263H242V261H241V259H243V258H246ZM43 258V257H42ZM179 258H181V257H179ZM59 259V258H58ZM168 259V258H167ZM174 259H175V257H174ZM193 259H195V258H193ZM210 259H212L211 257H210ZM184 260V259H183ZM204 260V261H205ZM214 260H216V259H214ZM213 260V261H214ZM218 260V259H217ZM35 261V260H34ZM57 261V260H56ZM182 261V260H181ZM181 261L179 262V264L181 263ZM197 261V260H196ZM198 261V262H199ZM14 262L16 263V260H14ZM185 262H186V260H185ZM191 262V261H190ZM193 262H195V260L193 261ZM218 262V261H217ZM225 262V261H224ZM31 263V262H30ZM37 263V262H36ZM35 263V264H36ZM59 263V262H58ZM66 263V262H65ZM175 262L173 261V264H174ZM178 263V262H177ZM184 263V262H183ZM206 263V262H205ZM221 263V262H220ZM226 263H224V264H226ZM2 264V263H1ZM5 264V263H4ZM9 264V263H8ZM33 264V263H32ZM170 264H172V262H170ZM185 264V263H184ZM191 264V263H190ZM218 264V263H217Z\"/></svg>", "mask_w": 264, "mask_h": 264}, {"label": "built area", "instance_id": "built-area-1", "mask_svg": "<svg viewBox=\"0 0 264 264\" xmlns=\"http://www.w3.org/2000/svg\"><path fill=\"white\" fill-rule=\"evenodd\" d=\"M0 122H1V117H0ZM180 144H183V142H180ZM7 178L5 177V170L0 167V181L2 184L6 183Z\"/></svg>", "mask_w": 264, "mask_h": 264}]
</instances>
